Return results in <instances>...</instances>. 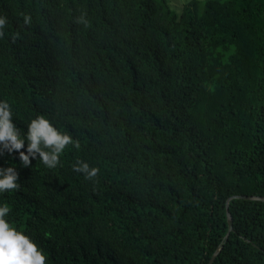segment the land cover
I'll use <instances>...</instances> for the list:
<instances>
[{"label":"trees","instance_id":"trees-1","mask_svg":"<svg viewBox=\"0 0 264 264\" xmlns=\"http://www.w3.org/2000/svg\"><path fill=\"white\" fill-rule=\"evenodd\" d=\"M0 17L21 136L42 115L80 144L52 169L0 155L21 185L0 205L47 264H264V200L236 197H264V0H0Z\"/></svg>","mask_w":264,"mask_h":264},{"label":"clouds","instance_id":"clouds-1","mask_svg":"<svg viewBox=\"0 0 264 264\" xmlns=\"http://www.w3.org/2000/svg\"><path fill=\"white\" fill-rule=\"evenodd\" d=\"M31 23L30 17L24 16V24ZM77 23H87L83 17ZM6 18L0 17V38L5 33ZM19 34L13 35L15 41ZM27 142L26 153L21 151ZM73 145L79 149L78 141L66 132L59 131L44 116L32 119L27 125V132L21 136L20 129L13 123L12 110L7 102H0V155L5 151L9 154L19 153V160L24 167L31 164L30 157L35 159L37 154L42 163L52 169L60 163V156L65 149ZM74 170L85 174L86 179L97 176L98 168H89L86 162H77ZM19 174L13 167L0 168V193L18 191ZM11 208L7 204L0 205V264H47V256L42 249L22 231L17 230L7 219Z\"/></svg>","mask_w":264,"mask_h":264},{"label":"water","instance_id":"water-1","mask_svg":"<svg viewBox=\"0 0 264 264\" xmlns=\"http://www.w3.org/2000/svg\"><path fill=\"white\" fill-rule=\"evenodd\" d=\"M236 197H241V198H245V199H263L264 200V197H257V196L239 195ZM227 221H228V231L225 235V238H227L229 232L232 230V219H231V216L228 212H227ZM217 253H218V250L213 254L212 258L209 261V264H211V262L213 261V259Z\"/></svg>","mask_w":264,"mask_h":264},{"label":"rangeland","instance_id":"rangeland-1","mask_svg":"<svg viewBox=\"0 0 264 264\" xmlns=\"http://www.w3.org/2000/svg\"><path fill=\"white\" fill-rule=\"evenodd\" d=\"M171 9L176 12V13H180L184 3L188 0H168Z\"/></svg>","mask_w":264,"mask_h":264}]
</instances>
